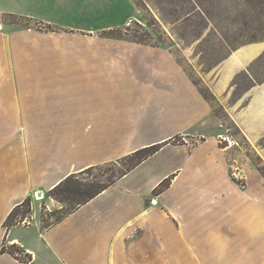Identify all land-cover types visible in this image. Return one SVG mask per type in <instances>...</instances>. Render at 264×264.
Returning <instances> with one entry per match:
<instances>
[{
    "label": "crops",
    "instance_id": "obj_1",
    "mask_svg": "<svg viewBox=\"0 0 264 264\" xmlns=\"http://www.w3.org/2000/svg\"><path fill=\"white\" fill-rule=\"evenodd\" d=\"M0 14L65 30L36 31L28 49L16 38L26 62L0 65V250L32 256L0 264H264V82L234 99L264 41L224 60L211 101L170 50L105 33L134 18L131 0H0ZM216 107L238 135L213 125ZM155 146L60 221L44 226L34 209L29 226L6 227L35 195L60 211L49 193L69 176Z\"/></svg>",
    "mask_w": 264,
    "mask_h": 264
},
{
    "label": "rangeland",
    "instance_id": "obj_2",
    "mask_svg": "<svg viewBox=\"0 0 264 264\" xmlns=\"http://www.w3.org/2000/svg\"><path fill=\"white\" fill-rule=\"evenodd\" d=\"M131 1L135 9L134 18L125 27L105 33L126 36L135 42L170 50L185 72L211 101L214 100L209 85L214 81L224 60L240 48L264 41V0ZM55 29L29 18L0 14V48L2 50H0V65L13 68L22 65L25 61L17 57L19 50L14 45L16 38L23 42V48L28 49V41L36 31L43 34L65 31ZM53 41L57 42L58 39ZM46 45L50 46L51 41L47 40L44 43V49L47 48ZM263 82L264 54L247 71L237 76L235 83L238 87L234 99H237L252 86ZM214 116L217 118L213 125L220 131L238 135V130L225 118L222 107H216ZM200 128H197L196 131L202 129ZM205 130L206 127H203L202 131ZM182 140H176L175 143L180 144ZM240 142L241 145H244L242 140ZM231 143L235 145L236 142L232 141ZM137 157L124 158L113 163L96 166L97 168L80 175V180L97 186L101 183H116L122 178L123 173L135 163ZM259 171L264 177L263 160ZM234 177L239 181L241 188H244L247 182L246 177L239 174H234ZM162 192L157 188L154 194L158 195ZM46 198L43 196V199L40 200L41 197L35 195L29 199L30 201L23 205V209H20L16 216L17 224L29 226L35 209L42 211L44 226H48L63 217L66 213L64 211L70 210L72 207L71 203H61L63 207L60 211L46 212ZM17 234H20L21 238H28L29 232L20 228L14 232L13 236ZM11 236L12 234L9 238ZM16 254L17 260L20 257H25L21 251Z\"/></svg>",
    "mask_w": 264,
    "mask_h": 264
},
{
    "label": "trees",
    "instance_id": "obj_3",
    "mask_svg": "<svg viewBox=\"0 0 264 264\" xmlns=\"http://www.w3.org/2000/svg\"><path fill=\"white\" fill-rule=\"evenodd\" d=\"M158 149H159V146L145 148L127 157V158H131V157L138 156L135 163H133V165H131L129 169H127L123 173L122 177L125 176L132 169H134L136 166L141 164L145 159H147L148 157L156 153ZM94 168H97V167L89 168L79 174H73L69 176L64 181H62L58 186H56L54 189L50 191L49 196L55 199L56 201L62 204L71 203L72 207L70 210L64 211L66 212L65 215L85 205L86 203L94 199L96 196L100 195L107 188H109L110 186L114 184V182H109L107 184L101 183V184H98L97 186L94 184H87L83 180H80V177H79L80 175H83L87 173L89 170H92ZM169 185H170V180L165 181L158 187V189L161 191H164L169 188ZM29 201H30L29 199L26 200L22 205L17 206L11 212V214L9 215L5 223L6 227L10 228L17 224L18 221L16 219V216L19 214V210L23 209V205L25 203H28ZM63 217L58 218L56 221H60ZM19 251H21L22 255L25 256V257H20L19 261L24 262V263L32 261V256L24 252L20 247L16 245L11 246L10 248H6V247L2 248V250H0V254L9 253L13 257L16 258L17 256L16 253Z\"/></svg>",
    "mask_w": 264,
    "mask_h": 264
},
{
    "label": "built area",
    "instance_id": "obj_4",
    "mask_svg": "<svg viewBox=\"0 0 264 264\" xmlns=\"http://www.w3.org/2000/svg\"><path fill=\"white\" fill-rule=\"evenodd\" d=\"M239 179V178H238ZM241 179H244V178H241ZM29 225V224H28Z\"/></svg>",
    "mask_w": 264,
    "mask_h": 264
},
{
    "label": "bare ground",
    "instance_id": "obj_5",
    "mask_svg": "<svg viewBox=\"0 0 264 264\" xmlns=\"http://www.w3.org/2000/svg\"><path fill=\"white\" fill-rule=\"evenodd\" d=\"M39 196V195H38ZM39 197H42V196H39Z\"/></svg>",
    "mask_w": 264,
    "mask_h": 264
},
{
    "label": "water",
    "instance_id": "obj_6",
    "mask_svg": "<svg viewBox=\"0 0 264 264\" xmlns=\"http://www.w3.org/2000/svg\"><path fill=\"white\" fill-rule=\"evenodd\" d=\"M40 196H42V195L40 194Z\"/></svg>",
    "mask_w": 264,
    "mask_h": 264
}]
</instances>
